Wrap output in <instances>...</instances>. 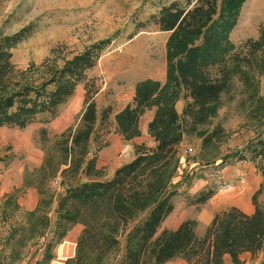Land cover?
Instances as JSON below:
<instances>
[{
    "label": "trees",
    "instance_id": "16d2710c",
    "mask_svg": "<svg viewBox=\"0 0 264 264\" xmlns=\"http://www.w3.org/2000/svg\"><path fill=\"white\" fill-rule=\"evenodd\" d=\"M246 0H174L163 5L150 19L160 30L168 31L165 42V78L139 80L134 94L122 109L113 114L115 132L130 140L140 135L139 120L153 110L147 123V134L154 145L136 146L135 155L115 168L112 175L101 179L97 167V124L109 117L110 107L98 113L94 94L99 86L86 82L84 107L75 126L60 134V159L46 153L41 164L23 180V187H35L37 206L23 214V219L9 230L5 244L10 252L0 257V264L15 262L27 241L43 236L51 223L48 210L52 191L45 181L61 168L62 178L73 180L56 199L51 237L34 264H48L52 249L75 225L81 226L75 255L65 264H163L183 259L187 264H224L229 256L233 264H244L240 255L251 258L261 254L264 264V210L257 201L264 193V165H258L262 182L252 195L254 210L246 213L236 206L216 212L202 234L197 221L185 219L175 228H162L174 208L176 184L171 185V172L177 164L178 147L190 136L200 139L203 147L219 140L221 127L209 128L218 115L222 97L229 91L239 66L246 61L235 54L229 34L237 24ZM29 27L0 36V129L23 128L36 120L56 116L59 107L72 95L78 84L85 82L87 70L93 68L110 39L99 40L81 52L57 64L44 61L30 63L17 72L12 61V48L29 36ZM257 43L260 44L259 41ZM246 78V77H245ZM247 79V78H246ZM252 115L263 106L255 102L257 88L247 82ZM183 99L181 112L177 101ZM41 132H45L44 129ZM258 134L243 146L250 160L264 159V139ZM97 143L91 150V144ZM37 177V181L34 178ZM200 191L192 204H203L213 194ZM18 205L14 196L3 203V216H11Z\"/></svg>",
    "mask_w": 264,
    "mask_h": 264
},
{
    "label": "rangeland",
    "instance_id": "374dc122",
    "mask_svg": "<svg viewBox=\"0 0 264 264\" xmlns=\"http://www.w3.org/2000/svg\"><path fill=\"white\" fill-rule=\"evenodd\" d=\"M171 1L174 0H0V36L29 27V36L11 50L17 72L26 70L30 63L39 65L47 61L50 64L55 60L59 65L86 46L110 39L96 65L87 70L85 82L77 85L72 97L59 107L56 116L36 120L23 128L0 129V174L8 176L10 184L22 181V187L14 186L10 193L16 204L22 190L29 188L23 187V180L32 177L30 175L46 153L52 154L55 161L60 159V134L78 123L84 107L86 82L94 81L99 86L94 94L98 113L101 114L106 107L111 110L107 120L97 124L96 135L101 148L96 154L101 179L108 178L116 167L133 158L136 146L154 145L147 128H144L148 115L143 114L139 120L140 135L125 140L115 132L113 114L131 101L137 81L145 78L164 81L165 42L169 32L160 30L150 16ZM229 38L236 46L235 54L244 56L246 61L240 64V73L232 79L229 91L222 97L217 117L209 124V128L221 127L224 134L208 147H203L195 136L187 137L179 145L177 164L170 181L171 185L176 184L178 193L174 197V208L162 228H175L181 221L192 218L197 221V233L202 234L214 214L228 206H236L246 213L254 210L252 195L262 182L258 165H264V159L250 160L247 150L241 151L243 160L229 156L237 154L258 134L264 139V0L243 3ZM247 82L257 88L255 102L263 105L256 115H252L246 101ZM180 102L183 105V99ZM179 104L176 103V108L181 112ZM42 129L45 132H41ZM96 144H91V150ZM188 147L192 150H187ZM61 168L64 166H60L48 182L45 181V186L52 191L48 210L50 227L43 236L22 246L15 262L6 264H34L41 258L44 243L51 237L56 199L66 187L79 181V175L73 180L63 179ZM56 177H59L57 181ZM34 179L37 181V177ZM207 188L213 189L214 194L203 204H192L191 200ZM257 201L264 210V193L258 194ZM3 203L0 220L8 228L0 229V257L10 252V246L5 244L6 236L26 212L16 214L18 206L11 216H3ZM204 221L208 222L204 224ZM261 256L254 258L252 264H260Z\"/></svg>",
    "mask_w": 264,
    "mask_h": 264
},
{
    "label": "crops",
    "instance_id": "0c3cea01",
    "mask_svg": "<svg viewBox=\"0 0 264 264\" xmlns=\"http://www.w3.org/2000/svg\"><path fill=\"white\" fill-rule=\"evenodd\" d=\"M133 94H134V90H133ZM133 94H132V97H133ZM126 104H124L122 107H120L115 112L122 109ZM177 104L180 105V109H181L182 108V102H180V100H179L177 102ZM152 114H153V110H147L144 113V115H148L147 120L145 121V124H144V128H147V123L151 119ZM5 174H6V172H5ZM0 177L4 178L3 180L0 179V212H1V207H2L3 201L6 199V197L8 195H10L14 186L15 187H22V181L20 180L18 182V184H14V183L10 184V182H8V179H7L8 176H6V175L2 176L0 174ZM38 197H39V195H38V192L35 188L29 187V188L23 189L22 193L17 197V200H16L17 204L19 206V209L16 211V214H17V212L34 209L35 206L37 205ZM207 222L208 221H204V224H206ZM4 227L6 229L8 228L7 224L1 222V220H0V229L3 230ZM6 229H4V231H6ZM80 231H81V226L75 225L72 229H70L67 232V234L63 237V239L54 246V255L48 264H63L64 260L74 256L75 248H76V240H77V237H78ZM240 259L243 261L244 264H252L253 260H254V258H251V255L248 252L242 253L240 255ZM163 264H187V263L185 260L177 258V259L167 261ZM224 264H233L229 256H225Z\"/></svg>",
    "mask_w": 264,
    "mask_h": 264
},
{
    "label": "built area",
    "instance_id": "2783aa9c",
    "mask_svg": "<svg viewBox=\"0 0 264 264\" xmlns=\"http://www.w3.org/2000/svg\"><path fill=\"white\" fill-rule=\"evenodd\" d=\"M187 150L191 151L192 148H191V147H188ZM58 179H59V177H56V178H55V181H57Z\"/></svg>",
    "mask_w": 264,
    "mask_h": 264
}]
</instances>
